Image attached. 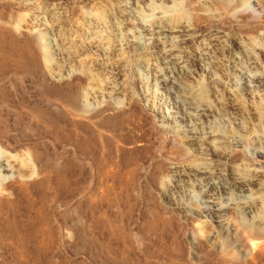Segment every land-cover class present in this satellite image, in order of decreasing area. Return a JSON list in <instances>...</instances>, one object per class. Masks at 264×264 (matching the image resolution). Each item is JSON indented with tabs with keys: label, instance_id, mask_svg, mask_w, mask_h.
<instances>
[{
	"label": "rangeland",
	"instance_id": "374dc122",
	"mask_svg": "<svg viewBox=\"0 0 264 264\" xmlns=\"http://www.w3.org/2000/svg\"><path fill=\"white\" fill-rule=\"evenodd\" d=\"M0 264H264V0H0Z\"/></svg>",
	"mask_w": 264,
	"mask_h": 264
},
{
	"label": "bare ground",
	"instance_id": "6f19581e",
	"mask_svg": "<svg viewBox=\"0 0 264 264\" xmlns=\"http://www.w3.org/2000/svg\"><path fill=\"white\" fill-rule=\"evenodd\" d=\"M251 243V242H250ZM247 245V244H246ZM250 248V247H249ZM246 250V249H245ZM248 252V251H247Z\"/></svg>",
	"mask_w": 264,
	"mask_h": 264
}]
</instances>
